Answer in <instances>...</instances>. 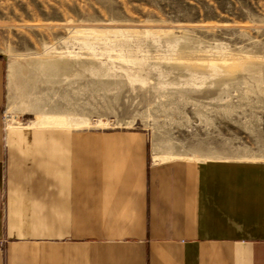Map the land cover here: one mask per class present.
Returning <instances> with one entry per match:
<instances>
[{
    "label": "rangeland",
    "instance_id": "1",
    "mask_svg": "<svg viewBox=\"0 0 264 264\" xmlns=\"http://www.w3.org/2000/svg\"><path fill=\"white\" fill-rule=\"evenodd\" d=\"M0 62L7 130L68 118L29 130L264 165V0H0Z\"/></svg>",
    "mask_w": 264,
    "mask_h": 264
},
{
    "label": "crops",
    "instance_id": "2",
    "mask_svg": "<svg viewBox=\"0 0 264 264\" xmlns=\"http://www.w3.org/2000/svg\"><path fill=\"white\" fill-rule=\"evenodd\" d=\"M3 105L0 62V264H264V165L155 162L137 132L7 130Z\"/></svg>",
    "mask_w": 264,
    "mask_h": 264
},
{
    "label": "bare ground",
    "instance_id": "3",
    "mask_svg": "<svg viewBox=\"0 0 264 264\" xmlns=\"http://www.w3.org/2000/svg\"><path fill=\"white\" fill-rule=\"evenodd\" d=\"M72 121H73V119H72ZM81 125H82L81 122L73 123L68 118H52V117L45 118V117L35 116L34 121H32L30 124H28L26 129H31V128H65V129H69L70 127L78 129L81 127ZM152 158L155 162H165V161H170V160L183 159L181 157H175L173 154H169V153H166V154L164 153L161 155H159V154L154 155Z\"/></svg>",
    "mask_w": 264,
    "mask_h": 264
}]
</instances>
